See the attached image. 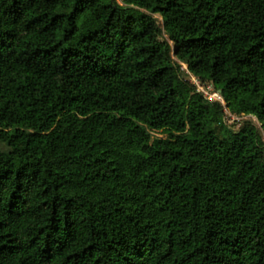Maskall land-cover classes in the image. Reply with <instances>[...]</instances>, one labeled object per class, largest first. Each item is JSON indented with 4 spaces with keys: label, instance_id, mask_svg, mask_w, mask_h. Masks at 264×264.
I'll return each mask as SVG.
<instances>
[{
    "label": "trees",
    "instance_id": "obj_1",
    "mask_svg": "<svg viewBox=\"0 0 264 264\" xmlns=\"http://www.w3.org/2000/svg\"><path fill=\"white\" fill-rule=\"evenodd\" d=\"M182 64L264 132V0H0V264H264L259 131Z\"/></svg>",
    "mask_w": 264,
    "mask_h": 264
},
{
    "label": "rangeland",
    "instance_id": "obj_2",
    "mask_svg": "<svg viewBox=\"0 0 264 264\" xmlns=\"http://www.w3.org/2000/svg\"><path fill=\"white\" fill-rule=\"evenodd\" d=\"M119 3L122 2V0H117ZM157 18V24L159 26V28L161 29V39H166V28L168 27L167 24L163 23L161 18L159 16H156ZM182 70L185 73V77L186 79L189 81V83L191 85H193L195 87L196 90H199L200 92H203L205 95H212L214 88L212 87V85L207 84L205 82H202L201 80H199L198 78L194 77L193 75L189 74L186 71V66L182 64ZM223 109L222 112V120L223 122L226 124V126H228L229 131L231 132H236L239 130L240 126L243 125L244 122H251L255 127H257L259 134L261 136V139L263 141V147L260 149L263 156H264V132L261 128L260 123L257 121L256 118L252 117V116H243V115H234V114H230L228 112V110L225 108V103L224 101L219 103ZM151 136L152 138H165L166 135L163 134L160 131H151ZM0 150L1 151H5L7 150L5 145L0 143Z\"/></svg>",
    "mask_w": 264,
    "mask_h": 264
},
{
    "label": "built area",
    "instance_id": "obj_3",
    "mask_svg": "<svg viewBox=\"0 0 264 264\" xmlns=\"http://www.w3.org/2000/svg\"><path fill=\"white\" fill-rule=\"evenodd\" d=\"M197 92L201 93L204 95V97H206L209 101H212V102H217V103H221L223 102V99H222V96H221V93L217 90H214L212 93V95L210 96L209 94L208 95H205L203 92H200L199 90H196Z\"/></svg>",
    "mask_w": 264,
    "mask_h": 264
}]
</instances>
